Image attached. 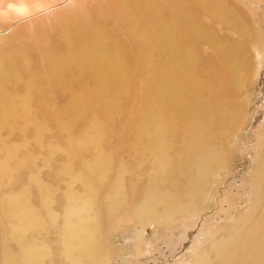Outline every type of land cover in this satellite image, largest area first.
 <instances>
[{"label": "bare ground", "instance_id": "6f19581e", "mask_svg": "<svg viewBox=\"0 0 264 264\" xmlns=\"http://www.w3.org/2000/svg\"><path fill=\"white\" fill-rule=\"evenodd\" d=\"M58 1L64 2L55 14L58 45L52 46L40 32L36 50L26 44L13 47L11 37L0 32V129L21 131L35 123L31 97L36 96L45 107L52 104V93L64 91L69 93L68 102L50 108L58 128L67 134L68 148H93L100 141L97 131L104 129L91 114L87 119L91 105L105 115L125 114L123 102L133 76L141 70L144 105L133 118L132 146L141 145L153 159H146L145 184L134 205L128 203L120 168L115 169L112 159L105 158L89 166V180L80 181L83 198H69L60 215L50 209L51 204L36 207L21 194L2 200L0 235L8 240L1 264H44L45 255L50 259L57 255L67 264H83V260L101 264L110 254L102 221L121 209H127L138 226L133 236L127 234L126 241L141 237L144 224L157 228L176 214L187 212L195 220L204 206L213 202L215 192L208 185L225 161L221 146L216 144L218 127L237 117L233 107L214 110L209 97L196 89L201 82L194 76L192 40L203 30L187 6L199 7L220 20L225 10L220 0H106L113 9L108 11L95 0L88 9L77 7L74 0ZM44 5V0H0V22L28 16ZM110 19L111 25L104 23ZM151 57L159 60L152 63ZM88 78L92 80L90 89ZM74 81H80V90L74 88ZM18 83L22 91H15ZM178 115L188 121L190 138L179 159H169L164 138L173 133ZM80 119L88 122L80 136H75L73 124ZM36 127L39 130L41 125ZM261 138L260 155L252 171L250 206L231 226L208 233L189 253L190 264H264V125ZM0 141L5 140L0 137ZM182 170L186 171L184 183ZM55 228H59L57 247L51 240L40 244L38 235ZM86 246L88 251L83 252ZM74 252L81 256L71 257Z\"/></svg>", "mask_w": 264, "mask_h": 264}, {"label": "rangeland", "instance_id": "374dc122", "mask_svg": "<svg viewBox=\"0 0 264 264\" xmlns=\"http://www.w3.org/2000/svg\"><path fill=\"white\" fill-rule=\"evenodd\" d=\"M90 1L74 0L77 7L85 9H88ZM95 1L105 6L107 11L113 10L106 0ZM220 1L225 7L220 20L199 7L192 9L187 6L195 19L201 22L203 30L202 35L192 40L194 76L201 82L196 89L209 97L214 110L233 107V115H237L218 127L216 144L221 146L225 161L218 168V176L211 178L208 185L215 192L214 200L209 206H204L195 220L185 212L176 214L173 220L157 228L153 224H144L142 236L135 241L125 239L127 234L133 236L138 227L127 209H121L112 218H105L102 230L109 240L110 254L101 264H190L189 253L204 242L208 233L231 226L250 206L252 171L260 155L264 125V0ZM44 2L45 5L36 8L35 13H29L31 15L0 22V32L11 37L13 47L26 44L35 49L40 32L48 36L52 46L58 45L55 14L64 2ZM104 23L111 25L112 20ZM156 61L151 57L152 63ZM238 64L243 66L242 74L238 71ZM141 75L140 70L132 78L128 98L123 102L125 114L105 115L91 105L87 119L96 117L104 132L97 131L96 137H100V141L90 149L71 151L68 148L67 134L58 128L54 111L50 108L53 105L57 108L64 106L69 100L68 92L52 93L49 102L53 105L49 103L46 109L36 96L31 97L35 123L28 124L21 131L6 127L0 129V137L5 140L0 141V203L13 194H21L33 206L51 204L50 209L54 208V212L60 215L69 198H83L80 181L89 180V166L103 160L99 158H105L112 159L115 169L120 168L119 178L124 183L120 182L125 184L129 193V205H134L145 184L149 166L146 159H153V155L141 145L136 149L132 146L136 127V117L135 120L133 118L144 105ZM73 84L80 90V81ZM87 85L90 89V78ZM15 89L22 91V84L18 83ZM178 120L173 133L164 138L169 159H179L190 138L188 121L179 115ZM85 122L87 125L88 120L74 121L72 132L75 136L83 132ZM36 125H41V128L38 130ZM180 179L182 183L186 181L185 170H182ZM185 204L191 206L190 202ZM2 213L7 218L6 211ZM1 219L0 215V228H3ZM58 229L41 232L39 243L44 245L51 240L57 247ZM7 240V236L3 238L0 235V264L7 255ZM13 245L17 251L15 241ZM85 251H88V246L83 249ZM70 256L81 255L74 252ZM42 261L44 264H67L57 255L52 259L45 255ZM83 264H88V261L83 260Z\"/></svg>", "mask_w": 264, "mask_h": 264}]
</instances>
